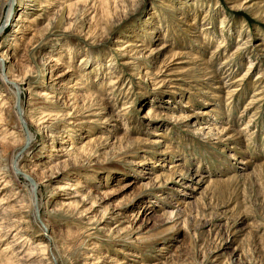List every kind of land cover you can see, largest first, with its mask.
Wrapping results in <instances>:
<instances>
[{
	"label": "rangeland",
	"instance_id": "obj_1",
	"mask_svg": "<svg viewBox=\"0 0 264 264\" xmlns=\"http://www.w3.org/2000/svg\"><path fill=\"white\" fill-rule=\"evenodd\" d=\"M37 2L7 23L0 0L33 132L0 120V264H51L40 221L52 264H264V0ZM66 69L82 102L39 113Z\"/></svg>",
	"mask_w": 264,
	"mask_h": 264
},
{
	"label": "bare ground",
	"instance_id": "obj_2",
	"mask_svg": "<svg viewBox=\"0 0 264 264\" xmlns=\"http://www.w3.org/2000/svg\"><path fill=\"white\" fill-rule=\"evenodd\" d=\"M28 1L32 2L31 5L34 6L36 5L38 2V0H6V4H9V10L7 12V17H6V22H13L14 20H16V10L17 12L19 11V15L22 16L26 10L28 9L27 5ZM18 5V8L17 6ZM17 8V9H16ZM24 19V18H23ZM17 20H19V17L17 18ZM24 22V21H23ZM19 28L23 27L21 24L18 25ZM19 29L15 30V32H18ZM20 32V31H19ZM122 37H120V41L121 43H124V40L121 39ZM222 46L224 45V42L221 44ZM134 46H136L134 43H128L127 44V47L130 48V51L134 49ZM49 51V50H48ZM44 57V56H43ZM48 57V56H47ZM49 58V57H48ZM8 58H4V57H1L0 55V78L3 82V87L5 88V91L7 93H10L12 92L14 97H13V100L11 102L10 105H8V107H6V110L4 112L1 113V116H0V120L4 123V125L6 126H11L13 124V126L15 125V127L19 128L22 137H23V145L26 143V141H29L30 142V139H32L33 137V132H32V125L31 123H29L26 119L27 116H26V111L24 110V107H23V100L22 98H18L19 94H22L24 93L23 91V86H22V82L25 81V80H16L14 79L10 74L9 72V68L7 70V63L10 61L8 60ZM52 60V59H51ZM50 60V62H51ZM48 61V60H47ZM226 61V60H225ZM45 62V61H44ZM55 62V61H54ZM228 61H226L227 63ZM43 63V62H41ZM47 63V62H46ZM182 63V62H179V64ZM44 64V63H43ZM48 64V63H47ZM130 63H127V64H124V65H128ZM56 65V64H55ZM64 65V64H63ZM60 66V65H59ZM147 66V65H146ZM199 66V67H198ZM196 66L197 69H199L200 71L202 70H207L206 67H201V65H198ZM49 67V66H47ZM58 67V66H57ZM4 68L6 69V72L4 73L3 70ZM49 68H52V67H49ZM195 68V66L193 67ZM46 71V70H45ZM48 71V70H47ZM51 73V72H50ZM49 74V73H48ZM75 75H77V72L73 69H66V70H62L60 72L57 73V75L52 79V81L50 82V86H49V89L51 90V92H53V95H50V93H47V92H42V94H39V97H41L44 102L41 103L42 105H40L39 103V106H37V108H34L35 110L39 109V113L40 110L44 109L43 111L45 110H48L50 108V105L48 104H51L49 99L50 98H55L56 97V100H59L57 98H60L63 99V105L66 107L68 106H72L74 104H78V103H81L82 101V94L79 93V90L78 89H82L81 87L79 88V79L77 77H74ZM149 75V72L147 74V76ZM67 78V79H66ZM75 81V82H74ZM73 82V83H72ZM236 89V88H235ZM25 90V89H24ZM237 90V89H236ZM236 90H233V92H236ZM6 92H0V97L2 94L6 93ZM174 93H176V91H173ZM232 92V93H233ZM51 100V99H50ZM59 100V101H60ZM3 101V100H2ZM53 101V100H52ZM51 101V102H52ZM0 103H1V100H0ZM59 103V102H58ZM94 103V102H93ZM54 104V103H53ZM33 105V104H32ZM31 105V106H32ZM83 105V104H81ZM80 105V106H81ZM60 106V104H59ZM78 106V105H77ZM87 106V105H86ZM79 107V106H78ZM106 107V106H105ZM48 108V109H47ZM71 108V107H70ZM33 109V110H34ZM53 109V108H52ZM91 109H94V108H91ZM41 110V111H42ZM50 110V109H49ZM38 111V110H37ZM43 111L41 114H43ZM52 111V110H51ZM36 112V111H35ZM34 112V113H35ZM47 112V111H46ZM45 113V112H44ZM38 114V113H37ZM72 114H68V117H71ZM43 122H46L43 121ZM42 122V123H43ZM73 124V123H72ZM216 125H214L215 127ZM48 129L51 128L52 126L51 125H48L46 126ZM5 129V128H4ZM3 129V130H4ZM45 129V128H44ZM216 130H218L217 128H215ZM226 128H223L222 130H220L221 132H223ZM219 131V130H218ZM226 131V130H225ZM1 133V131H0ZM228 138H233V136H230ZM8 156V155H7ZM10 156V155H9ZM6 158V157H5ZM20 155L17 154V152L13 153L10 157H7L6 159H4V161H8V168L11 169V171L14 173V175L16 177L17 176V173L19 170L22 171V168L20 167ZM24 171V170H23ZM12 173V174H13ZM27 177L29 178V180L31 181V183L35 184V176L33 177L30 173L28 174L27 172ZM30 185V184H29ZM33 186V185H32ZM38 186V184L36 183L33 187H32V207H33V211H32V215L35 219H37L39 216V214L37 213L40 205H39V201L36 199V194H34V189ZM75 188V187H74ZM73 188V189H74ZM74 194V193H73ZM35 195V196H34ZM40 211V210H39ZM43 219V218H42ZM102 219V218H101ZM18 222H20V220H18ZM2 224L0 223V235L1 237L2 236H5L3 234V230H4V227H1ZM38 226V229H37V232H39V236L42 238V239H45V240H42L39 242V245L38 247L40 249H43L44 251H47L48 254H49V260L52 263H55L58 261V257H57V245H56V241L54 240V238L46 235V231L49 230V225L44 222V221H40V224L38 223L37 224ZM6 228V227H5ZM9 228V227H8ZM9 231V230H8ZM23 240V239H22ZM13 247L15 245H12ZM12 246H9L12 248ZM56 249V250H55ZM58 251V250H57ZM129 253V252H127ZM12 254L17 257L19 255L18 252H12ZM130 255V254H129ZM133 255V254H132ZM19 259V258H17ZM145 264V263H144Z\"/></svg>",
	"mask_w": 264,
	"mask_h": 264
}]
</instances>
